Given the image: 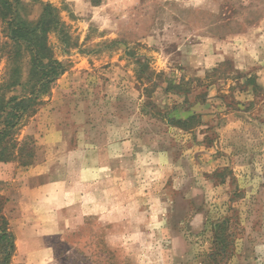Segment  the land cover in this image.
Returning <instances> with one entry per match:
<instances>
[{
  "label": "rangeland",
  "instance_id": "obj_1",
  "mask_svg": "<svg viewBox=\"0 0 264 264\" xmlns=\"http://www.w3.org/2000/svg\"><path fill=\"white\" fill-rule=\"evenodd\" d=\"M10 1L0 94L37 102L15 136L33 160L0 161L9 264H264V0ZM36 55L61 65L47 87ZM40 166L55 190L27 189Z\"/></svg>",
  "mask_w": 264,
  "mask_h": 264
},
{
  "label": "trees",
  "instance_id": "obj_2",
  "mask_svg": "<svg viewBox=\"0 0 264 264\" xmlns=\"http://www.w3.org/2000/svg\"><path fill=\"white\" fill-rule=\"evenodd\" d=\"M0 11L3 20H6L8 15H12L13 6L11 1L0 0ZM6 22H8L7 37L10 41L9 44L14 45L17 49L24 46L30 47L32 45L25 24L20 25L21 27H19V25L18 27H14L10 19ZM47 24H49V22H45V17L43 16L36 28L43 27V31L46 33L49 28ZM35 60L39 64H36V67L42 74V85L47 87L55 82L62 74L61 65L50 56L44 55V57L39 60L36 55ZM44 60L48 61L46 65H43ZM36 99L35 97L21 99L18 96L7 98L5 94H0V161L7 163L18 158L22 160L24 164H29L30 161L33 160L34 148L28 147L27 144L19 147L20 144L15 139V136L20 130L25 116L33 112L37 102ZM193 119L194 118H192V120ZM229 223L230 220L226 219L221 224L215 226L212 257L226 253L228 246H231L233 235L229 233ZM0 243L4 244V258L2 264H9L15 245L13 235L6 228H3L0 232ZM110 264L115 263L113 262Z\"/></svg>",
  "mask_w": 264,
  "mask_h": 264
},
{
  "label": "crops",
  "instance_id": "obj_3",
  "mask_svg": "<svg viewBox=\"0 0 264 264\" xmlns=\"http://www.w3.org/2000/svg\"><path fill=\"white\" fill-rule=\"evenodd\" d=\"M49 162H50V160L46 159V160H43L42 163H43V165H46V168L47 167L50 168ZM40 167L42 168L41 169L42 172H40V177H38V180H40V181L38 182V184H34V186H32V189H29V188H27V189L30 190V191H34V190L38 191L39 190L40 192H42V191L48 192L49 189L50 190H55L56 188H55V186L53 184L56 181H52L50 179V175L52 174L50 172V169H45L44 170L42 166H40ZM33 170H34V168H33ZM49 172H50V174H49ZM37 175H39V174H36V176ZM53 198H56L59 201V197H56V193H55V196ZM46 203L49 205L51 203V201L48 200V202H42L41 205H45ZM39 205H37V206H39ZM63 206H65V205L62 203L60 208H62ZM32 207H34V205H32ZM47 215H48V218L44 221V223H46V224L48 223L47 225H48V227L50 229V232L51 233L60 232L64 228V226H62V225L65 224L64 223L65 221L62 220L63 219L62 216H60L58 214V212H56V213L52 212V213H49V214L47 213ZM29 222L30 223H41L42 219L33 218Z\"/></svg>",
  "mask_w": 264,
  "mask_h": 264
}]
</instances>
